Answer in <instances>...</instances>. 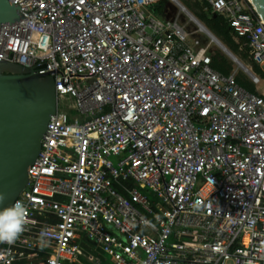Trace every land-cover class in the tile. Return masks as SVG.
<instances>
[{"label": "built area", "instance_id": "2783aa9c", "mask_svg": "<svg viewBox=\"0 0 264 264\" xmlns=\"http://www.w3.org/2000/svg\"><path fill=\"white\" fill-rule=\"evenodd\" d=\"M10 1L22 18L1 29L0 64L53 79L57 108L0 264L80 263L85 239L114 264H264V77L235 54L244 74L215 70L179 0L174 19L163 0ZM198 1L264 72L248 1Z\"/></svg>", "mask_w": 264, "mask_h": 264}, {"label": "water", "instance_id": "95a60500", "mask_svg": "<svg viewBox=\"0 0 264 264\" xmlns=\"http://www.w3.org/2000/svg\"><path fill=\"white\" fill-rule=\"evenodd\" d=\"M247 1L264 21V0ZM19 10L10 0H0V32L3 25L22 18ZM56 108L53 79H44L34 70L20 66L0 64V193L7 196L0 210L10 207L28 184V168L41 151V140Z\"/></svg>", "mask_w": 264, "mask_h": 264}, {"label": "trees", "instance_id": "16d2710c", "mask_svg": "<svg viewBox=\"0 0 264 264\" xmlns=\"http://www.w3.org/2000/svg\"><path fill=\"white\" fill-rule=\"evenodd\" d=\"M191 8L195 11V15L200 19V22L205 23L206 28L212 32L221 42L222 44L227 47L233 54H235L242 63L248 62L252 65L253 71L259 75L264 77V72L260 65L256 62H254L250 56H249V48L244 47L241 49V45L244 43V41L239 39L237 41V36L234 30L232 29L230 23L228 20H226L221 15L216 14L212 10L206 11L205 7L206 4L196 1L195 3L189 2ZM155 12L160 15L164 16V5L157 6L155 9ZM196 17V18H197ZM198 19V20H199ZM204 25V24H203ZM212 66L215 70L225 74L230 75L233 72L232 65L226 61L218 58L217 56L214 57ZM238 81L247 89L251 91H255L256 87L250 81H248L246 78H244L243 75L239 76ZM84 249H87L92 246L91 242L85 239L83 241ZM95 254L102 257V264L107 263V256L99 251H94ZM100 257V258H101ZM83 264H91L86 258H82Z\"/></svg>", "mask_w": 264, "mask_h": 264}, {"label": "clouds", "instance_id": "9594fccd", "mask_svg": "<svg viewBox=\"0 0 264 264\" xmlns=\"http://www.w3.org/2000/svg\"><path fill=\"white\" fill-rule=\"evenodd\" d=\"M6 199V194L0 193V205ZM27 222V209L21 201L0 210V243L13 245L24 232Z\"/></svg>", "mask_w": 264, "mask_h": 264}, {"label": "rangeland", "instance_id": "374dc122", "mask_svg": "<svg viewBox=\"0 0 264 264\" xmlns=\"http://www.w3.org/2000/svg\"><path fill=\"white\" fill-rule=\"evenodd\" d=\"M183 5H185L187 7V9L195 16V11L191 8L189 2L191 3H195L196 1L198 0H179ZM158 6H161V5H164V16H162L163 18L165 19H171L176 16L179 15L180 13V7L175 4L173 1L171 0H163L161 3H158L157 4ZM181 14H184L186 15L185 13L181 12ZM197 19H199L197 17ZM200 21V19H199ZM204 26H205V23H203ZM189 26L192 27L193 30H195L196 28H198V25L195 24V23H189ZM206 27V26H205ZM196 37L201 39L202 40V45L205 47L206 45H210V47L212 48L211 49V52H214L216 54V56L222 60H226L228 61L234 70H237L238 69V73L240 74H244V70L239 67L238 64H236L235 62H233L231 60V58L228 56V54L223 50L222 47H220L216 42L213 41V39L206 33L204 32H197L196 33ZM245 66H249V67H252V65L248 62H245L243 63ZM259 90L264 94V82L262 83V86L259 88ZM106 264H114L111 262L110 258L107 257V263Z\"/></svg>", "mask_w": 264, "mask_h": 264}, {"label": "crops", "instance_id": "0c3cea01", "mask_svg": "<svg viewBox=\"0 0 264 264\" xmlns=\"http://www.w3.org/2000/svg\"><path fill=\"white\" fill-rule=\"evenodd\" d=\"M256 91V90H255ZM92 244V243H91ZM89 249H90V251H89ZM86 250V253L84 252L83 253V255L80 257V263H76V264H83L82 263V258H86L91 264H102V257L101 256H97L96 254H95V252H92V250H94V251H99V252H101V253H103V254H105L106 255V253H104L103 251H101L100 249H98V248H96L93 244H92V246L91 247H89V248H87V249H85ZM87 255H92V256H94V257H96V258H99V263H97V262H95V261H90V259L87 257ZM108 258H110L108 255H106ZM101 257V258H100ZM111 260V259H110ZM112 262V261H111ZM15 264H30V262L29 261H22V262H16Z\"/></svg>", "mask_w": 264, "mask_h": 264}, {"label": "bare ground", "instance_id": "6f19581e", "mask_svg": "<svg viewBox=\"0 0 264 264\" xmlns=\"http://www.w3.org/2000/svg\"><path fill=\"white\" fill-rule=\"evenodd\" d=\"M202 31H204V30H202ZM212 39H213V40H214V42H216V43H217L219 46H221V45H220V43L218 42V41H219L218 39H216V38H215V37H213V36H212ZM223 49H224V48H223Z\"/></svg>", "mask_w": 264, "mask_h": 264}]
</instances>
